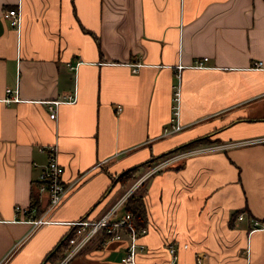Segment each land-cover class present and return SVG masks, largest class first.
Wrapping results in <instances>:
<instances>
[{"label":"crops","instance_id":"obj_1","mask_svg":"<svg viewBox=\"0 0 264 264\" xmlns=\"http://www.w3.org/2000/svg\"><path fill=\"white\" fill-rule=\"evenodd\" d=\"M17 7L20 30L4 18ZM257 61L264 64V0H0V264H60L59 252L47 257L69 222L99 218L132 188L113 177L207 136L249 143L194 154L134 191L148 227L138 261L168 264L174 242L179 264H198L200 254L204 264H264V230L251 229L253 219L264 226ZM76 62L77 73L69 67ZM178 64L181 129L164 135ZM75 86L77 101L51 118L48 102ZM7 89L18 102L5 101ZM49 146L70 187L46 213L38 177ZM238 210L245 217L232 220ZM40 217L47 222L34 226ZM126 244L95 238L68 264H122Z\"/></svg>","mask_w":264,"mask_h":264},{"label":"built area","instance_id":"obj_2","mask_svg":"<svg viewBox=\"0 0 264 264\" xmlns=\"http://www.w3.org/2000/svg\"><path fill=\"white\" fill-rule=\"evenodd\" d=\"M4 18L8 20L13 26L17 27L20 30L22 25V11L20 7L10 8L5 10ZM207 58H203L201 60L196 61V66H204ZM80 62H76L75 64H69L71 70H74L77 73V69ZM255 69L264 68V64L262 61H257L252 66ZM184 68L182 64L177 65V83L174 90V104H173V115L171 119V123L164 129V135H168L172 132L181 129V124L179 122L180 116V94H181V80L182 74L181 71ZM8 96L5 101L8 103L18 102L19 95L17 90L7 89ZM78 99V94L75 90L69 95L65 96L64 99L53 100L48 102L50 109V117L55 118L57 116V107L59 104L67 102L73 103ZM121 110V108H119ZM260 141H264L260 139ZM249 142H237L235 144H213L207 145L206 147H194L188 150L179 151L170 155L168 158L164 159L163 162L159 165V167L167 168L179 161L185 160L186 158L198 154L203 153L212 149H225L230 146L235 145H243ZM48 150V161L43 166L41 173L39 175V189L42 193H46L48 195V206L46 213L50 210H53L57 206H59L64 200L68 190L69 185L64 180V172L65 169L62 164L58 160V151L56 146H49ZM156 171L153 170L148 174V176L154 174ZM147 176V177H148ZM135 188L132 187L127 192L118 199L113 206L102 216L96 219H91L89 217H83L79 220L69 222L71 226V230L66 233V243L69 246V250L67 254L63 257L60 264H68L70 260H72L75 256L81 253L86 246L92 242L95 238L100 237L101 246L106 245L110 240H123L125 239L127 244L125 247V252L121 257L122 264H141L138 261V255L144 252H147V245L141 242V238L148 233V227L144 226L138 228L134 222L133 216L125 211L124 215L120 218H116V213L120 208H124V205L127 199L134 193ZM16 212H23L27 214V210L23 209L20 205L15 207ZM244 214L239 215V219H243ZM29 220V219H28ZM34 226H40L47 222V220L43 217L38 219L30 220ZM259 222H253L252 231L262 229L264 230V226H259ZM167 250L170 253L171 261L168 264H179V248L176 246L174 242H168ZM188 244H184V248H187ZM206 254H200L197 258L198 264H204Z\"/></svg>","mask_w":264,"mask_h":264},{"label":"trees","instance_id":"obj_3","mask_svg":"<svg viewBox=\"0 0 264 264\" xmlns=\"http://www.w3.org/2000/svg\"><path fill=\"white\" fill-rule=\"evenodd\" d=\"M213 143H220V142L217 140H210L208 136L195 139V140H193L187 144H184L182 146L177 147L176 149L172 150L171 152L163 154L159 157L151 158L148 161H145V162L138 164L132 168H128V169L122 171L119 175H116L115 177H113V181L120 182L122 185L125 186L127 181L129 182V181L133 180V179H131L132 176H128L129 175L128 173L130 171H136L138 168H142L143 166L149 164L150 162L155 161L156 159H159L161 157L167 156L169 154L177 153L179 151L188 150V149H191L194 147H198L200 145L213 144ZM123 174H125L128 177L126 179H122ZM134 193L127 199V201L124 205V208L127 212H129L133 216V219H134L136 226L138 228H141V227L147 226L146 207H145V202H144L143 196L139 195L137 193H135V194ZM37 205H38V201L34 200L33 206H37ZM241 212L242 211H240V210L236 211L232 216V220L237 219L238 215ZM250 217H253V216H250ZM68 250H69V246L66 243V234H65L64 237H62V239L60 240V243L54 248V250H52L50 252V254L48 255L47 258L48 259L51 258L57 252H59L58 253L59 259L63 258L67 254Z\"/></svg>","mask_w":264,"mask_h":264},{"label":"rangeland","instance_id":"obj_4","mask_svg":"<svg viewBox=\"0 0 264 264\" xmlns=\"http://www.w3.org/2000/svg\"><path fill=\"white\" fill-rule=\"evenodd\" d=\"M172 154H174V153H172ZM172 154H169L167 156L156 159L155 161L150 162L149 164L143 166L142 168H138L136 171H130L128 173L129 174L128 176H132L131 179H133V180L126 182V184L124 186V190H126L128 187L130 188L131 186L135 188V191L140 190L142 188V186L144 185L146 179L151 176V175L148 176V174H150V172H152L153 170L156 171L155 173H158L161 170H163L162 169L163 167H159V165L163 162L164 159L168 158ZM128 176L123 174L122 179H126ZM136 193L138 194V192H136ZM238 218H239V216H238ZM255 221H258V220L253 219V222H255ZM259 224H260L259 226H262L260 222H259Z\"/></svg>","mask_w":264,"mask_h":264}]
</instances>
